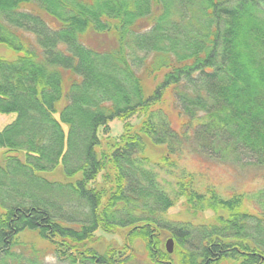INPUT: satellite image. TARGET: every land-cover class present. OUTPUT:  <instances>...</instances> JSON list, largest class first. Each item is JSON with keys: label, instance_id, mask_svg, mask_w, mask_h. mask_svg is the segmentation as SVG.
<instances>
[{"label": "trees", "instance_id": "obj_1", "mask_svg": "<svg viewBox=\"0 0 264 264\" xmlns=\"http://www.w3.org/2000/svg\"><path fill=\"white\" fill-rule=\"evenodd\" d=\"M0 44L18 53L0 57V149L10 152L0 161V264H52L19 238L26 230L52 245L56 264H138L137 238L150 261L175 264L165 232L179 264H264V190L257 213L242 194L202 193L190 174L171 195L144 154L149 139L174 166L191 143L264 170V0H0ZM59 167L78 178L43 176ZM101 174L108 186L98 188ZM181 197L213 221L165 217ZM115 228L128 229L122 249L85 245Z\"/></svg>", "mask_w": 264, "mask_h": 264}, {"label": "rangeland", "instance_id": "obj_2", "mask_svg": "<svg viewBox=\"0 0 264 264\" xmlns=\"http://www.w3.org/2000/svg\"><path fill=\"white\" fill-rule=\"evenodd\" d=\"M97 34V33H96ZM100 42L104 45L109 44V38L102 34H97ZM89 42L93 45H97L95 40L89 39ZM18 54L13 49L9 48L4 44H0V57L13 58ZM164 101L166 102V107L169 116L172 119V124L176 128L181 127L182 119L178 116V112L172 107V97L169 92L166 93ZM7 116L0 115V127H2L3 121H7ZM141 119L134 117L132 119L133 124L137 125ZM110 135L113 137H119L122 133V123L115 120L110 124ZM147 146L144 151L146 157L149 158L152 165L159 172V180L165 189L174 195V191L177 189V181L181 180L183 176L188 178V175H192V179L196 184L199 191L206 193L207 189H214L219 196L224 198H229L233 194H242L246 197L242 200V205L244 209L251 212H258L259 209V198H256L259 191L264 190V170L259 169L253 163H250V159L241 158L238 161H228L223 163L218 159H212L207 155H204L199 149L196 148L194 144H187L184 149L180 152L179 156H172V160L175 165H170L171 163L163 164V157L167 153L165 146H157L151 143L147 139ZM10 152L0 149V161H2ZM23 158V155L16 153ZM160 164H163L162 168ZM49 180L52 181H72L78 178L67 177L63 174L62 168L59 167L56 170L43 174ZM102 174L99 175V179L96 182L97 187L108 186L102 180ZM195 185V184H194ZM264 202V199L262 200ZM261 201V203H262ZM3 212L0 208V214ZM165 217L175 220V221H190L195 224L200 222H211L213 221V212H199L193 213L185 200V197L178 199L175 206H173ZM128 233L127 228H115L113 231L105 232L102 229L97 230V232L85 242L88 247H93L101 254H107L112 249H122L126 243V236ZM19 238L26 243H31L39 248L45 250L47 255L46 262L56 264L57 259L51 254L52 245L39 237L36 232L26 230L23 231ZM171 238L169 233L163 234L162 248H166V241ZM131 250L135 254L136 263L138 264H155L150 261L148 256V251L145 246V242L141 239H135L131 243ZM174 263L179 264V249L174 245V251L171 253ZM219 264H237L236 261L232 259L222 260Z\"/></svg>", "mask_w": 264, "mask_h": 264}, {"label": "water", "instance_id": "obj_3", "mask_svg": "<svg viewBox=\"0 0 264 264\" xmlns=\"http://www.w3.org/2000/svg\"><path fill=\"white\" fill-rule=\"evenodd\" d=\"M166 249L169 253H172L174 251V240H173V238H169L166 241Z\"/></svg>", "mask_w": 264, "mask_h": 264}]
</instances>
